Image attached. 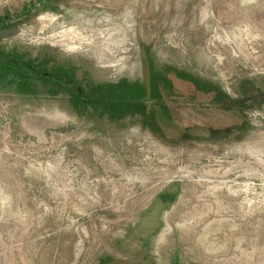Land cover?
Wrapping results in <instances>:
<instances>
[{
	"label": "rangeland",
	"instance_id": "374dc122",
	"mask_svg": "<svg viewBox=\"0 0 264 264\" xmlns=\"http://www.w3.org/2000/svg\"><path fill=\"white\" fill-rule=\"evenodd\" d=\"M1 54L0 264H264V0H0Z\"/></svg>",
	"mask_w": 264,
	"mask_h": 264
},
{
	"label": "trees",
	"instance_id": "16d2710c",
	"mask_svg": "<svg viewBox=\"0 0 264 264\" xmlns=\"http://www.w3.org/2000/svg\"><path fill=\"white\" fill-rule=\"evenodd\" d=\"M1 67H7L12 70L14 75L19 74L23 78L42 75L40 67L37 68L33 66L30 61H26L21 56H5L1 54L0 70L2 69ZM59 70L56 74L44 73V75H48L50 81L58 84L64 86L69 84L72 85L75 79L74 72L69 70L64 71L62 67H60ZM10 74L11 72L6 71L4 74L1 73V76L6 79ZM159 76L160 75L149 67V85L147 84L146 86H133L129 85L127 82H122L118 85H112L106 88L99 87L97 88V92L94 93H87L82 86H78L75 91L79 97L77 100L78 106L80 108L91 106L96 110L102 109L106 113L113 111L115 117H126L131 113H140L144 117L149 102L162 99L157 87V77L159 78ZM190 81L194 85L197 84V82ZM218 96L215 98L220 99ZM162 107L165 108L164 106Z\"/></svg>",
	"mask_w": 264,
	"mask_h": 264
}]
</instances>
